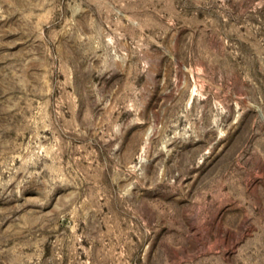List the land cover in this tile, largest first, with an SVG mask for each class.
<instances>
[{"label": "rangeland", "instance_id": "1", "mask_svg": "<svg viewBox=\"0 0 264 264\" xmlns=\"http://www.w3.org/2000/svg\"><path fill=\"white\" fill-rule=\"evenodd\" d=\"M0 264H264V0H0Z\"/></svg>", "mask_w": 264, "mask_h": 264}]
</instances>
